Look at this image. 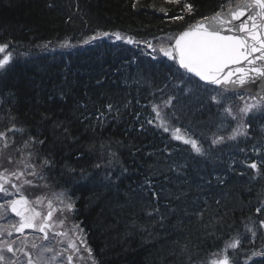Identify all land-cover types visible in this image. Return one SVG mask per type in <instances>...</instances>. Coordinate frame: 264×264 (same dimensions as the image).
Wrapping results in <instances>:
<instances>
[{
  "label": "trees",
  "instance_id": "trees-1",
  "mask_svg": "<svg viewBox=\"0 0 264 264\" xmlns=\"http://www.w3.org/2000/svg\"><path fill=\"white\" fill-rule=\"evenodd\" d=\"M237 3L0 0V44L12 53L0 71L7 152L36 166L35 177L24 167L33 181L23 184L26 194L63 193L73 205L68 220L82 227L93 264H209L237 235L233 264H264V255H251L264 252V109L241 120L250 95L205 84L160 51L188 25ZM98 33L138 44L84 42ZM66 41L76 47L55 48ZM241 123L246 134L228 139ZM13 125L23 131H8Z\"/></svg>",
  "mask_w": 264,
  "mask_h": 264
},
{
  "label": "snow or ice",
  "instance_id": "snow-or-ice-1",
  "mask_svg": "<svg viewBox=\"0 0 264 264\" xmlns=\"http://www.w3.org/2000/svg\"><path fill=\"white\" fill-rule=\"evenodd\" d=\"M174 2L179 3L180 0H174ZM221 11H217L211 17H206L203 21H197L196 24L188 25L186 30L179 33L175 38V43L171 48H160V51L164 53L165 56L176 60L180 67L185 69L187 72L194 73L201 80L214 84V85H230L232 88L244 89L249 84H254L256 80L264 81V0H238V3L234 7H229L227 12L223 11L224 6L221 5ZM183 10L187 12L193 11V6L190 3H184ZM247 12V15H246ZM241 17H246L240 24H233V21L241 20ZM177 19H182V17H176ZM231 33V34H226ZM102 35H108V33H103ZM117 38H120L117 36ZM90 39H95L92 37ZM87 43L88 41H84ZM129 42H132L129 39ZM149 47L151 45L149 44ZM8 48V44H0V53H5ZM254 53H259V55L253 56ZM12 60V53L8 52L0 58V71L6 69ZM256 61H260L257 64ZM242 62H247L250 67H239ZM237 66L234 69L229 66ZM225 69H229L225 72ZM235 76V79L233 77ZM213 100L216 97H212ZM240 100H244V97H239ZM253 101L252 103L245 102L244 106L239 108V114L241 120L244 116H247L250 112L257 109H264V89H262L259 95H253L250 97ZM171 101H166L167 105ZM112 105H107L109 111L112 110ZM153 110L156 112L157 118L161 120L160 127L164 131H169L168 127L165 126L166 121L160 114L159 106L153 105ZM226 115L231 116L233 119L236 117L233 115V109L231 106H227L224 109ZM103 115V113H101ZM151 123V121H149ZM10 132H22L23 129L16 128L15 125L8 129ZM179 129L175 132L179 133ZM246 134V125L239 124L236 129L232 131L231 136L228 139H236L239 135ZM32 138H30L31 140ZM175 139H182L180 135H175ZM225 137H217L212 143H221ZM12 141L9 140L5 132H0V156L3 155L4 149L10 146ZM38 143H43V141H38ZM185 143L192 145L193 149L200 154H203L202 148L197 144L195 140L186 139ZM27 145L28 142H25ZM31 155V153H29ZM8 162L12 163V158L8 157ZM23 163V161H21ZM51 161L45 159L42 166L50 164ZM26 168L32 169L28 175L36 176V166L32 164H26ZM98 167V165H97ZM251 168L256 169L257 165L252 163ZM11 177H16L20 179L25 177L24 171H13L9 173V170L5 168L3 172H0V193L5 196L13 195L19 193L18 199L5 200L4 204H0V209L10 208L11 212L18 216V225L13 226L14 230L23 233L25 229H35L36 231L43 233L42 240L49 239V233L51 232L53 236H63L67 237L68 234L64 232L56 231V221L53 220V214L56 211L52 206V202H48V211L46 214L42 215L41 212L37 211L32 204H41L43 202L42 197H37L35 201H29L28 198L21 191L23 184L32 185L33 181L28 179H23L22 184H11ZM43 179V177H41ZM11 185L12 192L9 191L6 185ZM63 193H61L57 199L61 203H64L62 199ZM155 195V193H153ZM65 208L71 210L73 205L71 203H65ZM158 211V209H157ZM257 212L261 209L257 208ZM202 215V214H201ZM63 224V221H59ZM261 226H264V220L260 221ZM79 228L78 225L74 226ZM82 232V230H80ZM248 231L252 232L249 228ZM11 233L9 232V235ZM255 235V232H252ZM79 242L84 243V239L79 233ZM67 243L69 247L79 252L80 249L77 246L76 238H68ZM241 246V239L239 235L233 237L231 241L225 242V246L220 250L219 253H212L213 259L209 264H233V260L229 257V249L236 251ZM5 247L9 252L13 251L12 245L5 243ZM33 248H40L39 255L34 260L31 254L27 255L26 264H52L56 260L57 256H62L63 252H54L53 247L37 245L32 243ZM18 251H23V248L18 249ZM65 251H68L66 248ZM91 252V249H87ZM45 253H54L52 257L46 258ZM252 256L264 255L262 253H256L253 251ZM4 260L2 250H0V261ZM73 260L72 255L67 256V261ZM13 264L15 262L13 261Z\"/></svg>",
  "mask_w": 264,
  "mask_h": 264
},
{
  "label": "rangeland",
  "instance_id": "rangeland-1",
  "mask_svg": "<svg viewBox=\"0 0 264 264\" xmlns=\"http://www.w3.org/2000/svg\"><path fill=\"white\" fill-rule=\"evenodd\" d=\"M171 1H174V0H171ZM117 36H119L120 38H117ZM92 37H95V39H90ZM103 38H106V39L112 40V41H117V42H124V43H128V44H131V45H137L138 44V42H136L135 40H132L131 38H128V37H126V36H124L122 34H119V33L118 34H115V33L114 34H108V35H102V34L99 35V33H98V34H94V35L89 36L88 38L85 39V41H88V43H90V42H93V41L95 42V41H97L99 39H103ZM129 39H131L132 42H129ZM72 47H76L75 44H73L72 41H66L63 44H60V46L59 45L56 46L55 48L56 49H69V48H72ZM152 48H154V47L152 46ZM7 53H8V51L6 49L5 50V53H0V58H2L3 55H5ZM7 186L8 185H6V187ZM9 191L12 192V190H9ZM18 198H19V196H16V197H12L11 199H18ZM62 199L64 200V203H59L58 204L59 206H57V207L53 206V202H52L53 208L56 209V211L53 214V220L55 219L54 216H55L56 213H61V214H63L64 218H67L68 217V214H70L69 212L72 211V209L70 211H67V209L65 208L64 205H65V203H69V202L67 201V199H64V198H62ZM28 200L30 201V199H28ZM45 200L46 199L43 198V202L41 204H39V205L34 204V208L38 209L42 213V215L46 214L47 211L49 210L48 209V202H46ZM4 216H6V210L5 209H0V217L2 218ZM7 223L10 224V221H8ZM72 225H73V228L71 230H67V229L64 228L65 226L63 224H60L59 222H56V227L59 228V231L60 232L63 231L64 233H67L68 234L67 237H63L62 236V238H60V242L65 243V238L68 239L70 236H72V238H76L77 246L80 247L81 243L79 242V237L77 236V234L79 233V235H81L83 237V239H84V243L82 244L84 246L83 248H86V250H87L88 247H86L85 236H84V232H83L82 228L80 227V225L78 223H75L74 220H73V224ZM76 225H78L79 228L74 227ZM80 230H82V232ZM32 243H34V242L31 241V240H28V242H27V248H29L30 254H32L31 253V250L33 249ZM62 248H65L66 249V246L63 245V244H60V249H62ZM67 248H69L70 250H72L69 247V245L67 246ZM76 253L79 255V258L82 260V256H81L82 253H81V251L76 252ZM44 256L46 258H49V257H52L53 256V253L52 254L51 253H45ZM88 256H90L89 253H88ZM4 259L7 260L8 262H11V260H12V258H5V256H4ZM56 262H58V260H56ZM59 262L61 264H65L63 258H60L59 259ZM52 264H54V262H52Z\"/></svg>",
  "mask_w": 264,
  "mask_h": 264
},
{
  "label": "water",
  "instance_id": "water-1",
  "mask_svg": "<svg viewBox=\"0 0 264 264\" xmlns=\"http://www.w3.org/2000/svg\"><path fill=\"white\" fill-rule=\"evenodd\" d=\"M234 7V6H233ZM229 9L225 10L224 12H227ZM246 15H247V12H246ZM211 17V16H210ZM246 17H241V20L239 21H233V24H240ZM205 19V18H204ZM204 19L202 20H199V21H203ZM196 24V22L194 23ZM193 24V25H194ZM226 34H231V33H226ZM175 41L173 42V45H174ZM256 55H259V53H254L253 56H256ZM257 64H260L261 62L260 61H256ZM180 66V65H179ZM230 68L234 69L235 67L237 66H229ZM239 67H250L247 62H242L241 65H239ZM181 69H183L182 67H180ZM186 73L196 77L197 79H199L200 81L206 83V84H209L211 86H214V87H217V88H220L226 92H242V93H246V94H250V95H259L262 91V89H264V81H261V80H256V82L254 84H249L248 86H246L244 89H241L239 87L237 88H232L230 85H226V86H222V85H214V84H210V83H207L203 80H201L198 76H196L194 73H190V72H187L185 69H183ZM229 69H225V72H227ZM233 79H235V76L233 77Z\"/></svg>",
  "mask_w": 264,
  "mask_h": 264
},
{
  "label": "flooded vegetation",
  "instance_id": "flooded-vegetation-1",
  "mask_svg": "<svg viewBox=\"0 0 264 264\" xmlns=\"http://www.w3.org/2000/svg\"><path fill=\"white\" fill-rule=\"evenodd\" d=\"M15 218H8L7 216L6 217H3V219L1 221H4V222H8L10 220L12 226H15V225H18L19 223V217L15 215V213H13ZM9 228V226H8ZM14 232L16 234H5V235H0V241L4 242V243H7V244H11L12 245V248H13V251L12 252H9L7 250V248L5 247L6 251L8 254L6 255V258L9 256V255H12V253H14V251H18V249H21L23 248V251H21L22 253L26 252V249L24 247V238L22 236V233L21 232H17L14 230ZM23 256V254H22Z\"/></svg>",
  "mask_w": 264,
  "mask_h": 264
}]
</instances>
